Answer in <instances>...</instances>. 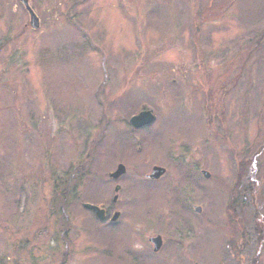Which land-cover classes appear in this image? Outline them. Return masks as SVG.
I'll use <instances>...</instances> for the list:
<instances>
[{
    "label": "rangeland",
    "instance_id": "1",
    "mask_svg": "<svg viewBox=\"0 0 264 264\" xmlns=\"http://www.w3.org/2000/svg\"><path fill=\"white\" fill-rule=\"evenodd\" d=\"M30 5L0 0V264H187L148 239L190 230L199 264H264V0Z\"/></svg>",
    "mask_w": 264,
    "mask_h": 264
},
{
    "label": "flooded vegetation",
    "instance_id": "2",
    "mask_svg": "<svg viewBox=\"0 0 264 264\" xmlns=\"http://www.w3.org/2000/svg\"><path fill=\"white\" fill-rule=\"evenodd\" d=\"M187 165H189V164H187ZM190 165H191L192 170L194 172L193 179H195V181H197L198 178L196 176L197 175L196 167L193 164H190ZM165 168H166V172L160 178L153 179V178L147 177V179L149 181H153L154 183H157L159 181H162L164 179L163 177H165L166 173L168 172V168L167 167H165ZM203 171L204 170H202V172ZM146 176H148V174ZM161 183H163V182H161ZM120 189H121V186H120ZM150 189H151L150 187H148V189H147V191H148L147 193H149V194L151 193V190ZM115 190H116V188H115ZM195 192L198 193V189L196 190L195 187L189 186L188 187L187 197H189L188 195L193 196V195H191V193L196 194ZM117 199L116 200L114 199V201H117ZM188 202L189 201H188V198H187V206H188ZM197 208H200L201 211H198ZM104 209L106 210V217H105V219H103L104 222L107 221L108 218H110L109 220L112 223H116L121 218L122 213L120 211H118L116 209L115 210L113 209L112 210V215L110 217L109 216V213H108V209H106V208H104ZM187 209L189 210V212H190V210H192L191 208H189V206L187 207ZM193 209L196 211V213L202 212V207L199 206V205H194ZM117 212H119L118 218L117 219H113L115 213H117ZM114 225H116V224H114ZM179 227L177 226V228L175 230H176V232H178V236H180V238H181L182 237V234L184 233V231L182 229H178ZM189 232H192V230L187 231L186 232L187 234L185 233L186 234L185 237H190L191 236L193 238L191 240H185V241L176 240L174 242V244H176V246H173V245H171L170 242L166 241L165 240L166 237L163 234H155V235L150 236L149 239H148V243H149L148 248H149L150 251L152 250L154 252L153 253L151 251L150 253L155 258L157 255H160L161 253L164 254V253H167L169 251H172V252H175L176 253L177 251H175V250H178L179 252L180 251L181 252L183 251L185 254H181L182 255L181 258H184L185 259V260L183 259V261H185L184 263L190 264L192 262H195V264H199V261L198 260L193 261V259L195 257H192V256H194V254H196L197 258L202 259V257L201 256H198L199 254L196 253L197 250H198L196 248H197V245H198L197 237L199 236V233H198L197 230H193V232H195V234L194 235H192V234L189 235ZM156 237H160L161 238L160 239V245H159L158 248L156 247L157 246V242H156V240H154V238H156ZM148 243H147V245H148ZM132 248H133V246H132ZM146 248H147V246H146ZM179 252H177V253H179ZM128 253H130L131 255H129V257L127 259L118 260V264H138V263H141V262L144 263V264H146V263H148V260L150 262L152 261V260H150V258H147V257L144 259L143 257L141 258V257H137V256L133 255V253L131 252V250H128Z\"/></svg>",
    "mask_w": 264,
    "mask_h": 264
},
{
    "label": "water",
    "instance_id": "3",
    "mask_svg": "<svg viewBox=\"0 0 264 264\" xmlns=\"http://www.w3.org/2000/svg\"><path fill=\"white\" fill-rule=\"evenodd\" d=\"M27 9V11L29 12L30 15V26L34 29H38L40 28L41 22H40V18L37 15V13L34 11V9L32 8V6L30 5V0H19ZM155 119V115L152 112V110L150 109H144L142 111H140L139 113L133 115L130 118V124L136 128H141L144 127L146 125H150ZM127 171L126 165L123 163H120L116 170L112 173H110L111 177L113 178H119L120 176H122L125 172ZM166 172V168L162 167V166H154L153 167V171L151 174L148 175V177L150 178H154V179H158L160 178L164 173ZM204 175L206 177H210L211 174L210 172L204 170L203 171ZM120 189V185L116 186V191H119ZM118 198V195H115L114 199L116 200ZM84 207L86 209L92 210L94 211V213L100 218V219H105L106 217V210L98 205L95 204H91V203H84ZM198 211H201L200 208H197ZM119 216V212L115 213L113 219H117ZM160 237H156L154 238V240H156L157 242V248L160 245ZM156 248V249H157Z\"/></svg>",
    "mask_w": 264,
    "mask_h": 264
}]
</instances>
